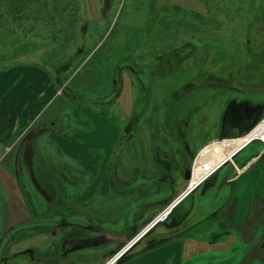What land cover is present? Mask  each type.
<instances>
[{
    "label": "rangeland",
    "instance_id": "obj_1",
    "mask_svg": "<svg viewBox=\"0 0 264 264\" xmlns=\"http://www.w3.org/2000/svg\"><path fill=\"white\" fill-rule=\"evenodd\" d=\"M17 66L44 69L54 79L57 96L43 114L56 112L57 124L46 132L54 127L46 117L31 128L50 168L36 166L45 186L36 195L46 206L44 218L23 222L8 250L58 256L55 246L73 231L92 245L72 250L68 263L97 264L119 245L104 264L155 211L149 198L169 200L159 212L174 200L198 148L218 140L230 102L261 105L258 120L264 117V0H0L1 101L11 87L24 88L21 76L4 74ZM63 139L70 141V157L56 151ZM261 148L247 146L177 211L204 191L228 193L223 177L235 176ZM124 222L125 237L113 238ZM162 225L116 264L140 253ZM259 227L261 259L251 260L231 237L224 253L199 252L185 264H240L244 255L247 264H264V220Z\"/></svg>",
    "mask_w": 264,
    "mask_h": 264
},
{
    "label": "crops",
    "instance_id": "obj_2",
    "mask_svg": "<svg viewBox=\"0 0 264 264\" xmlns=\"http://www.w3.org/2000/svg\"><path fill=\"white\" fill-rule=\"evenodd\" d=\"M4 74L21 76L23 81L21 87L24 86V88L19 92L18 89L14 91L11 87L3 96V100H0V264H70L67 261V255L69 256L72 250L92 245L91 240L82 243L80 241L82 238L78 237L80 233L73 231L64 233L66 241L62 246H55L60 252L58 256L31 257L29 253L34 252L31 247L8 250L11 236L19 231L23 222L34 220L39 214L43 215L41 218H44L43 212L46 206L38 202L36 195L38 192L42 193L45 186L42 183L38 184L39 175L36 166H40L39 170L44 172L50 171V168H47L46 162L39 157L41 153L36 141L40 134L34 136L30 131L34 124L43 121L46 117L54 126L46 132L55 130L56 112H52L50 116H44L43 109L55 99L58 88L54 79L49 77L44 69L33 66L6 68ZM36 84L38 86L33 90ZM67 124L69 123L65 126ZM62 128L63 135L64 122ZM229 133L237 135L238 130L234 129ZM68 142L70 141L64 139L61 143L59 142L61 148L56 151L70 157L71 144ZM257 155L258 152L253 155V158L247 159L248 162L238 169L235 176L228 179L227 184H221L227 185L228 193L219 190L220 187L211 190L209 194H205L204 191L200 196L193 197L189 207L178 212L179 206L191 194L198 191L203 183L185 196L173 207L169 217L151 229L154 230L160 223L163 224L157 238L149 242L140 250V253L127 260L126 264H185L186 261L194 260L199 252L224 253L231 237H234L238 245H243L240 251L245 250L246 254L248 250L247 255L253 256L251 260L261 259V240L258 237L257 242L256 235L264 220V158ZM117 167L115 166L116 172L122 171ZM174 183L175 181L172 185ZM185 183L178 192H173V199L185 189L188 181ZM28 184L33 191L28 190ZM215 185H209V187L215 188ZM66 187H69V184ZM147 202L148 206L154 204L156 208L138 229L143 230L151 223L161 213L159 212L161 207L167 203L165 198L157 200L156 197L149 198ZM117 228L119 236L124 234L125 237L129 225L124 222L117 225ZM97 230L101 232V229ZM57 232L58 230H54L50 234L54 236ZM118 246L110 248L97 264H102L108 254L115 253ZM255 249L259 252H254ZM216 256L220 257V254ZM108 260L106 259L105 262ZM251 260L246 261L244 255L240 264L251 263Z\"/></svg>",
    "mask_w": 264,
    "mask_h": 264
},
{
    "label": "built area",
    "instance_id": "obj_3",
    "mask_svg": "<svg viewBox=\"0 0 264 264\" xmlns=\"http://www.w3.org/2000/svg\"><path fill=\"white\" fill-rule=\"evenodd\" d=\"M218 140H228V141L237 140L238 146L232 153L229 154L228 157H224L222 160L217 162L216 165H213V166L210 165L208 168L204 169L203 172H201V174H199V178L197 180L193 181V170H194V167L196 166V163H198V160L199 161L205 160L204 165H203V168H204L206 166V159L208 160V159L212 158V156L209 154V151H208V150H210L209 145H211V142L202 146L201 148H199L193 157L192 164L190 166V178L188 180V183H187L185 189L176 198H174V200L168 206H166L162 210V212L158 215V217H160V218L157 222L163 221L165 216L169 215V213L172 211L174 206H176L185 196H187L195 188H197L199 185H201L204 181H206L208 178H210L212 175H214L226 163H228V162L233 163L234 157L237 154H239L243 149H245L247 146L256 142V143L260 144L262 147L259 152L263 151L264 150V117L260 118L255 123L253 128L251 130H249L248 132H246L245 134H243L241 136H235V137H225L223 139H218ZM210 162H212V161H210ZM165 213H167V215H165L164 218H162V215H164ZM148 225H150V223ZM148 225L145 228H148L149 227ZM151 227H149V228H151ZM120 252L121 251H119L118 254L116 253L115 255H113L108 260V261H110L112 259L110 262L106 261L104 264H107V263L111 264L117 257H119L121 255Z\"/></svg>",
    "mask_w": 264,
    "mask_h": 264
},
{
    "label": "water",
    "instance_id": "obj_4",
    "mask_svg": "<svg viewBox=\"0 0 264 264\" xmlns=\"http://www.w3.org/2000/svg\"><path fill=\"white\" fill-rule=\"evenodd\" d=\"M261 109V105L249 106L247 103L236 104L235 102H230L222 115V125L218 139L227 137L229 132L234 129L238 130V134L236 136H241L251 130L255 123L258 121V114L260 113ZM243 110L245 112H243ZM259 156L264 158V150L259 153ZM183 178L185 180H189V168L185 169ZM226 182H228L227 176L223 177L221 184ZM159 218L160 217L157 216V218H155L148 226L151 227L152 225H154L159 220ZM148 228H145L134 239H131L129 242H127L125 246L120 250V254H123L130 247L134 246L138 242V239L143 234H145ZM109 236L113 237L110 234ZM113 238H120V236H114Z\"/></svg>",
    "mask_w": 264,
    "mask_h": 264
},
{
    "label": "bare ground",
    "instance_id": "obj_5",
    "mask_svg": "<svg viewBox=\"0 0 264 264\" xmlns=\"http://www.w3.org/2000/svg\"><path fill=\"white\" fill-rule=\"evenodd\" d=\"M228 143V144H227ZM237 146H238V142H237V140H232V141H228V140H214V141H212L211 142V145H209V149L210 150H208L209 151V154L212 156V158L211 159H206V166L203 168V165H204V161L203 160H201V161H199L198 160V163H196V166L194 167V170H193V181H195V180H197L198 178H199V174H201V172H203V170L204 169H206V168H208L210 165H216L217 164V162H219L220 160H222L224 157H228L229 156V154L230 153H232L236 148H237ZM253 158V157H252ZM210 161H212V162H210ZM165 215H167V213H165L164 215H162V218H164V216ZM168 216V215H167ZM167 216H165V218L164 219H166L167 218ZM161 218V219H162ZM156 225V224H155ZM154 225V226H155ZM153 227V226H152ZM152 227L151 228H149L148 230H147V232L146 233H148V231H150L151 229H152ZM142 232V231H141ZM141 232H139L137 235H139ZM145 233V234H146ZM144 234V235H145ZM136 235V236H137ZM135 236V237H136ZM143 236V235H142ZM142 236L139 238V239H141L142 238ZM134 237V238H135ZM134 238H132V239H134ZM138 239V240H139ZM133 247V246H132ZM132 247H130L127 251H129V250H131L132 249ZM119 253V252H118ZM117 253V254H118ZM126 252H124L123 254H121L119 257H117L111 264H115V263H117L118 261H119V259L125 254ZM112 260V259H111ZM110 260V261H111ZM110 261H108V262H110ZM108 264V263H107Z\"/></svg>",
    "mask_w": 264,
    "mask_h": 264
},
{
    "label": "trees",
    "instance_id": "obj_6",
    "mask_svg": "<svg viewBox=\"0 0 264 264\" xmlns=\"http://www.w3.org/2000/svg\"><path fill=\"white\" fill-rule=\"evenodd\" d=\"M258 145H260V144H258ZM126 253H127V252H126ZM126 253H125V254H126ZM125 254H124V255H125ZM124 255L119 259V261L123 259ZM119 261H118V262H119Z\"/></svg>",
    "mask_w": 264,
    "mask_h": 264
},
{
    "label": "flooded vegetation",
    "instance_id": "obj_7",
    "mask_svg": "<svg viewBox=\"0 0 264 264\" xmlns=\"http://www.w3.org/2000/svg\"><path fill=\"white\" fill-rule=\"evenodd\" d=\"M243 112H245L244 110H243ZM184 174V173H183Z\"/></svg>",
    "mask_w": 264,
    "mask_h": 264
}]
</instances>
